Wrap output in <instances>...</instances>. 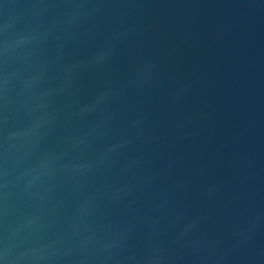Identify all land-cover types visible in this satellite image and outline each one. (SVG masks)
Segmentation results:
<instances>
[{
	"label": "water",
	"instance_id": "1",
	"mask_svg": "<svg viewBox=\"0 0 264 264\" xmlns=\"http://www.w3.org/2000/svg\"><path fill=\"white\" fill-rule=\"evenodd\" d=\"M0 264H264V0H0Z\"/></svg>",
	"mask_w": 264,
	"mask_h": 264
}]
</instances>
